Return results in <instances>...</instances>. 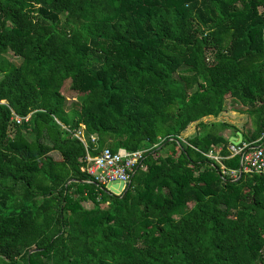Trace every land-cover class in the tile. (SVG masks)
<instances>
[{"label":"trees","instance_id":"1","mask_svg":"<svg viewBox=\"0 0 264 264\" xmlns=\"http://www.w3.org/2000/svg\"><path fill=\"white\" fill-rule=\"evenodd\" d=\"M229 101L255 142L264 0H0V264H264V175L204 121ZM83 125L146 150L125 195L81 171Z\"/></svg>","mask_w":264,"mask_h":264},{"label":"built area","instance_id":"2","mask_svg":"<svg viewBox=\"0 0 264 264\" xmlns=\"http://www.w3.org/2000/svg\"><path fill=\"white\" fill-rule=\"evenodd\" d=\"M19 123L22 121L20 116H14ZM29 116L24 119H28ZM74 137L80 139L86 147L87 154L85 163L81 166V171L86 173L90 178L89 181L103 186L105 189L109 183L114 181H122L125 184L130 182L131 174L141 165L146 153L145 149L127 152L124 149L113 151L106 147L100 153L93 155L90 153L91 146H96L98 138L94 134H88L85 126L77 129H71L64 126ZM229 149L233 155H241L240 169H232L229 171L234 178L240 174H258L264 175V133L255 142H247L241 139L238 142H230ZM221 148L216 151H210L208 155L218 161L221 160L219 154ZM224 168V165H223ZM225 172V170H224Z\"/></svg>","mask_w":264,"mask_h":264},{"label":"rangeland","instance_id":"3","mask_svg":"<svg viewBox=\"0 0 264 264\" xmlns=\"http://www.w3.org/2000/svg\"><path fill=\"white\" fill-rule=\"evenodd\" d=\"M238 105L232 104L230 101L227 102V109L223 111L217 118H205V122L210 121H228L235 122L237 124H243L244 129L249 130L253 129V121L247 114H243L238 110ZM234 130V128H231ZM198 131L196 123H192L183 133L182 137L186 138L188 136H192ZM225 133L228 129L224 130Z\"/></svg>","mask_w":264,"mask_h":264},{"label":"water","instance_id":"4","mask_svg":"<svg viewBox=\"0 0 264 264\" xmlns=\"http://www.w3.org/2000/svg\"><path fill=\"white\" fill-rule=\"evenodd\" d=\"M241 140V139H240ZM240 171H242V167H240ZM130 187V182L125 184L122 181H114L109 183L106 187V191L114 195H125Z\"/></svg>","mask_w":264,"mask_h":264},{"label":"crops","instance_id":"5","mask_svg":"<svg viewBox=\"0 0 264 264\" xmlns=\"http://www.w3.org/2000/svg\"><path fill=\"white\" fill-rule=\"evenodd\" d=\"M211 118H215V117H211ZM233 125L237 126V129H228V131H226L225 135L227 137H229L230 142H238L240 141V139H243V133H246V129H244V125L241 124H237L235 122H230Z\"/></svg>","mask_w":264,"mask_h":264}]
</instances>
